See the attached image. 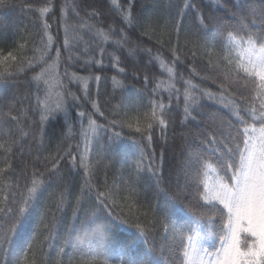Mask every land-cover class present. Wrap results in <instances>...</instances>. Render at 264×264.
Segmentation results:
<instances>
[{
  "label": "snow or ice",
  "instance_id": "snow-or-ice-1",
  "mask_svg": "<svg viewBox=\"0 0 264 264\" xmlns=\"http://www.w3.org/2000/svg\"><path fill=\"white\" fill-rule=\"evenodd\" d=\"M211 3L216 6L217 12L223 11V15L205 16L193 0H183L179 18L174 22H167L162 27L158 21L153 23L149 20L145 24L141 34L148 35L151 31L152 36H156L159 29V43H164V36L175 33L177 43L171 47L170 63H165L159 52L153 54L151 47H144L139 41L133 42L126 31V28L140 23V18L132 12L131 0L127 8L117 0H111L126 26L118 33L111 27L108 30L97 27L91 22V17L68 24L66 13L61 9L63 51L68 54V62L79 59L78 50L84 40L79 30L87 28L94 39L86 42L83 53L98 49L99 55L98 59L90 57L87 65L95 63L103 68L107 57L117 74L127 77L128 69L121 65L130 63L129 57L146 56L148 61L145 68L159 63L160 68L166 71L167 79L156 80L151 88L149 85L153 84V79L147 72L143 74L142 88L133 89L137 115L132 122L124 119L126 111L123 115L121 113V109L129 107L127 104L121 102L114 105L109 118L101 111L97 100L90 99L91 75L81 77L67 70L63 74L55 71L62 55L59 47L55 49L52 63L47 62L45 57L50 56L54 38L48 33L50 25L44 17L50 12L51 5L39 8V19L47 43L43 51L33 49L34 53H40L38 56L27 54V39L18 44L15 53L9 51L5 55L0 50V84L10 80L16 82L21 74L26 75L41 63L47 65L41 67L29 81L34 89L30 111L33 115L38 114V121L29 119L25 128V118L28 117L25 105L18 107L13 101L6 111L0 107V129H3L0 136V151L3 152L0 166V264H47V260H37L38 251L43 250L39 246L44 243L51 245L57 235L66 206L73 197L75 176H80V184L75 195L72 220L80 219L79 212L86 200L90 207L85 211L79 229L74 222L69 224L64 243L73 246V254L68 255L61 246L52 264H73L74 260L76 264H160L154 255L155 245L141 249L135 244L139 239L147 244L155 227L154 220L149 218L147 212L142 213L136 204L139 197L136 184L130 179L116 177L109 182L107 171L101 182L98 175L101 166L107 168L103 161L109 158L110 153L115 154V149L125 140L130 141L134 149L132 155L136 157L128 164L129 177L133 173L139 176L146 170L155 179L156 195L163 198V239L168 237L169 224L173 232L182 234L184 225L188 223L179 215L173 218L170 209L177 204H185L199 213L195 217V227L182 239L178 264H264V0H211ZM14 7V0H0V10ZM185 9L195 11L197 35L205 31L212 33V43L205 47V74L201 75L189 64L191 71L188 78L180 70L183 61L179 35ZM72 11L79 17L75 7ZM107 45L112 46L111 51ZM192 56L195 57L196 52H192ZM131 76L137 82L141 80L140 71L134 64ZM196 77H199L200 83L195 82ZM94 78L99 84L101 76ZM112 79L122 92L128 91L115 76ZM205 80L215 84L216 91L204 87L202 82ZM77 81L83 91V100L91 103L94 112L105 117L108 121L106 124L93 119L91 113L82 109L81 98L67 90L68 84ZM145 97L146 104L143 103ZM69 98L76 101L79 109L77 117L80 118L82 147L79 143L75 150L71 145L67 149L58 146L54 154L42 156L46 124L57 119L60 113L67 119ZM205 102L218 104L234 117L230 122L227 141L223 139V134L217 135L207 127ZM86 116L88 122L85 126L83 119ZM177 116L180 117L182 129L179 133L182 138V160L178 164L175 185L163 186L161 164L165 147H161L158 163L155 137L159 134L166 145L167 130L176 124ZM8 118L15 124L11 125ZM200 121L205 122V129L193 132L188 128L189 124ZM125 127L137 135L127 136L123 132ZM31 129L38 132L29 140ZM105 135L106 143L103 142ZM97 145L101 150L100 159L94 160L93 152ZM33 151L36 153L34 156ZM66 157L69 177L61 170V162ZM181 175L185 177L183 183L180 182ZM49 188L53 190L48 192ZM121 191L124 195H121ZM46 192L50 203L45 204L41 214L43 240L36 241L33 235L23 240L19 248L16 247ZM121 201L127 204V213L115 211ZM176 211L179 213L182 210L177 208ZM113 221L123 225L126 230L135 229L131 242L118 244L110 239L107 228ZM202 221L207 224L206 235L196 230ZM92 225L96 227L92 228ZM89 231L93 232L91 239H87ZM77 232L80 234L76 235L73 244L72 238ZM213 238L215 242L206 243Z\"/></svg>",
  "mask_w": 264,
  "mask_h": 264
},
{
  "label": "trees",
  "instance_id": "trees-1",
  "mask_svg": "<svg viewBox=\"0 0 264 264\" xmlns=\"http://www.w3.org/2000/svg\"><path fill=\"white\" fill-rule=\"evenodd\" d=\"M15 7L11 9L0 10V50H3L6 55L7 52L17 49L19 43H22L25 39L28 40V55L33 56L39 55L40 53H34V48H40L41 51L44 50V44L47 43V36L44 35L42 23L39 19V8L44 6L51 5L50 12L47 13L44 19L50 25L48 33L53 36V46L51 48L50 56L45 57L48 63H52L53 58L56 55V47L61 49V60L59 65L56 67L55 71L63 74L65 70L69 73H78L81 77L92 76L93 78L89 80V94L90 99H96L101 111L105 113V116L111 118L110 110L114 105L123 102L129 107L127 109H121L122 115L124 112H127V115L124 116L126 121L132 122L137 115L136 112V103L134 100L133 89H139L143 86L142 76L145 72L149 75L150 79H153V84L149 85V88L154 86L156 80H166L167 73L164 69L160 68L159 63H155L154 66L149 65L148 68H145L144 65L147 64L148 57H129L130 63L122 64L128 69V76L125 77L123 74H117V70L111 67L109 58H105L104 66L96 65L95 63L87 65L86 61L95 56L99 58L98 49L96 51H88L86 54L83 53V49L87 47L88 41L94 39L91 33L88 32L87 28L80 29V34L83 35L84 40L80 43V49L78 50L79 59L74 60L73 62H68L67 53L63 51V41H64V27L61 23V9L63 8L66 13V19L68 24L77 23L81 19H87L91 17V22L94 23L97 27H102L105 30H108L110 27L115 29L118 33L119 29L126 28L123 23L121 16L118 14L111 4V0H14ZM117 2L124 8L128 7L129 0H117ZM196 6L203 10L204 15H223V11L217 12L216 6L211 3V0H193ZM132 3V12L138 18H140V23L132 28H126V31L131 35L133 42L139 41L142 42V46L151 47L153 49V54L159 52L162 59L165 60V63L171 62V47L177 43V37L175 33L166 35L163 37L164 43H159V29H157V35L152 36L151 31L148 35H142L141 33L145 30V24L151 20L153 23L159 22L162 27L167 22H174L179 18V8L183 5V0H131ZM75 7L79 12V17L75 15L72 11V8ZM211 9V11H209ZM98 14V15H97ZM197 25L198 20L193 9H185L183 15V25L179 35V45L181 47V60L183 61L180 64V70L183 71L185 78H188L190 75V69L188 65L191 64L192 67L196 68L201 75H204L207 70V56L205 54V47L212 43V33L205 31L197 35ZM150 36L152 38H150ZM170 41V43L168 42ZM93 47H95L93 45ZM109 51L112 50L111 45H107ZM219 50V47L218 49ZM192 52H196V56H192ZM136 65L141 74V80L137 82L131 76L132 65ZM47 65L41 63L39 67L34 68L32 71L28 72L26 75L21 74L19 79L16 82L8 81L6 84H0V100L2 104L0 107L6 111L8 105L15 101L17 106L20 104L25 105V110L28 113V117L25 118V128L28 126L29 119L33 121H38V114L33 115L30 111L31 104L34 101V96L32 91L34 90L30 87L29 81L31 77L40 71L41 67H46ZM100 75L101 80L97 84L95 76ZM116 77L126 89L127 92H122L120 87H118L113 82V77ZM195 82L200 83L199 77L195 78ZM202 85L206 88H209L213 91H216L217 86L213 84L210 80H205L202 82ZM67 90L72 92L75 96L80 97V104L83 110L92 114V118L97 120L100 124H106L108 121L105 117L100 116L99 113L94 112L92 109L91 103L83 100V91L80 83L74 82L70 83L67 86ZM125 97H129L125 99ZM143 103H147V98L145 97ZM175 103V102H174ZM206 108L204 109V115L207 118V127L212 131H215L217 135L223 134V139L227 141L228 132L230 129V122L234 119L231 117L228 110L220 107L218 104L212 102H205ZM69 112L67 119L65 116L60 113L57 116V119L50 120L46 124L45 136H44V146L41 149L42 156H49L54 154L57 151V147L61 146L63 149H67L69 145L72 146L73 150L76 149V145L79 143L82 147V138L79 135L80 132V118L77 117V111L79 110L76 106V101L71 98L68 99ZM182 108V103H181ZM143 109H141V112ZM180 111V109H177ZM180 117L177 116L176 124L173 127H170L167 130V144L165 141L160 139L159 134L155 137V152L157 155V161L160 163V151L161 147H165V154L162 160V180L163 186L175 185L177 179V168L179 162L182 160L180 150L182 138L179 133L182 131L179 125ZM9 123L14 125L15 122H12L8 118ZM87 116L83 119V124L87 125ZM71 126V127H70ZM206 124L204 121L199 123L193 122L188 125V128L193 132L196 130L205 129ZM119 131V129H117ZM31 135L29 140H31L32 135H35L38 130L31 129ZM123 132L127 136H136L137 134L131 132L127 127L123 129ZM3 135V129H0V136ZM191 140V137H189ZM103 142H107V136L103 137ZM28 140L25 141L27 145ZM146 143V141H145ZM100 147L97 145L93 152V159H100ZM134 149L130 146V141L125 140V143L119 145L115 149V154H109V158L103 161L104 165H107L105 169L101 166L98 175L100 176L101 182L104 179V172L107 171V176L109 182L112 181L114 177L122 180H129L132 183H135L139 190V197L136 201V204L140 206V211L147 212L150 219L154 220L155 227L154 231L149 235L148 242L145 244L143 239L135 241V244L138 245L141 249L147 248L150 245H155L154 255L159 259L160 264H178L177 256L182 251V239L186 238V235L191 233L192 229L195 227V217L199 213L195 208H188L185 204H177L175 207L170 209V213L173 218L176 215H179L188 220V223L184 225L183 233H176L172 231L171 224H169V231L167 239L164 237V220L165 212L163 210V198L156 195L157 185L155 179L151 176L146 170L141 173L139 176H136L135 173L129 177V168L128 164L132 163L135 156L132 155ZM151 151V150H149ZM36 153L33 151V156ZM78 155V154H77ZM29 162L31 157L28 158ZM127 161V163H125ZM3 163V152L0 151V166ZM147 165V161L145 162ZM43 170V169H41ZM61 170L66 177H69L68 169V158L66 157L64 161L61 162ZM74 175V174H73ZM185 177L180 176V182H184ZM73 197L71 201L66 206V210L63 214V223L59 226L57 230V235L52 240L51 245L44 243L40 245L43 250L38 251L37 260L45 261L47 264H52L55 260L56 253L59 248L63 246L65 252L68 255H72L74 248L70 244H65V238L68 233L69 224L74 222L77 225V228H80L81 221L85 217V211L89 209L90 204L86 200L83 208L79 212V220H72V211L73 205L75 204V195L79 190L80 176H75L73 181ZM123 188V185H122ZM53 189L49 188L48 192H51ZM121 195H124V192L121 191ZM50 203L48 200V193H45L44 198L41 199L40 205L37 208L36 212L33 214L29 227L21 237V240L17 242L16 247L21 246V242L25 239L36 236V241H42L44 233L42 231L41 224V214L45 210V204ZM131 203V202H129ZM195 201H193V204ZM177 208L181 209L177 213ZM117 213H127L128 207L123 201L120 202V205L115 208ZM96 225H92V228H95ZM108 233L110 234V239L118 244H127L132 241L133 233L135 229H125L123 225H120L116 222H112L108 225ZM201 235H206L207 233V224L206 222H201V225L196 229ZM80 233L77 232L73 235V244L75 243L76 235ZM93 235L92 231H89L87 239H91ZM215 242L213 240L207 241L206 243ZM36 243V242H34ZM31 259V257H30ZM67 261V257H65ZM73 264H76L74 260Z\"/></svg>",
  "mask_w": 264,
  "mask_h": 264
}]
</instances>
